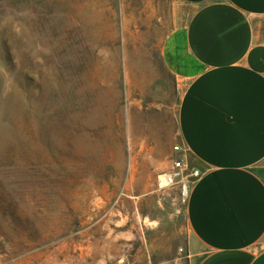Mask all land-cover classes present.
I'll list each match as a JSON object with an SVG mask.
<instances>
[{
	"label": "rangeland",
	"instance_id": "1",
	"mask_svg": "<svg viewBox=\"0 0 264 264\" xmlns=\"http://www.w3.org/2000/svg\"><path fill=\"white\" fill-rule=\"evenodd\" d=\"M174 0H0V264H189L160 187L181 90Z\"/></svg>",
	"mask_w": 264,
	"mask_h": 264
},
{
	"label": "crops",
	"instance_id": "2",
	"mask_svg": "<svg viewBox=\"0 0 264 264\" xmlns=\"http://www.w3.org/2000/svg\"><path fill=\"white\" fill-rule=\"evenodd\" d=\"M174 1L159 55L200 171L185 203L189 264H264V0Z\"/></svg>",
	"mask_w": 264,
	"mask_h": 264
},
{
	"label": "built area",
	"instance_id": "3",
	"mask_svg": "<svg viewBox=\"0 0 264 264\" xmlns=\"http://www.w3.org/2000/svg\"><path fill=\"white\" fill-rule=\"evenodd\" d=\"M172 149L177 157L172 159L169 168L160 176L158 184L160 187H176L183 199H187L192 184L200 176V171L190 167L183 145L175 144Z\"/></svg>",
	"mask_w": 264,
	"mask_h": 264
},
{
	"label": "bare ground",
	"instance_id": "4",
	"mask_svg": "<svg viewBox=\"0 0 264 264\" xmlns=\"http://www.w3.org/2000/svg\"><path fill=\"white\" fill-rule=\"evenodd\" d=\"M161 176V175H160Z\"/></svg>",
	"mask_w": 264,
	"mask_h": 264
}]
</instances>
